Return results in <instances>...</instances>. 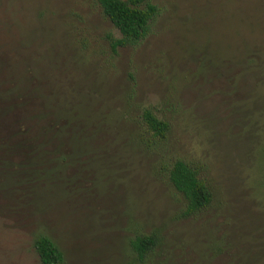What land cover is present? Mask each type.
<instances>
[{
  "label": "rangeland",
  "instance_id": "374dc122",
  "mask_svg": "<svg viewBox=\"0 0 264 264\" xmlns=\"http://www.w3.org/2000/svg\"><path fill=\"white\" fill-rule=\"evenodd\" d=\"M150 2L113 52L95 0H0V264H41L42 234L62 264H264V0ZM176 158L212 191L188 216Z\"/></svg>",
  "mask_w": 264,
  "mask_h": 264
},
{
  "label": "trees",
  "instance_id": "16d2710c",
  "mask_svg": "<svg viewBox=\"0 0 264 264\" xmlns=\"http://www.w3.org/2000/svg\"><path fill=\"white\" fill-rule=\"evenodd\" d=\"M103 14L120 32V37L111 41L113 52L119 46L136 45L149 32L151 21L158 13V8L150 0H95ZM142 117L153 137L164 138L169 123L159 119L149 109H144ZM27 130L23 129V133ZM19 145L24 150L34 146V141L24 136ZM258 167L264 170V146L259 147ZM260 172V171H259ZM264 174V172L262 173ZM169 179L174 188L185 198L184 216L192 215L206 207L212 200V191L207 180L202 176L200 165L191 159L176 158L169 169ZM131 246L141 259L155 245L152 237L137 236L131 240ZM33 246L41 264H62L64 255L59 246L46 235H38Z\"/></svg>",
  "mask_w": 264,
  "mask_h": 264
}]
</instances>
